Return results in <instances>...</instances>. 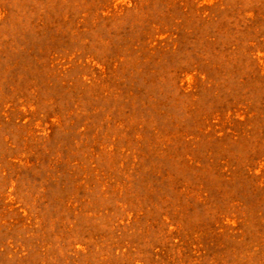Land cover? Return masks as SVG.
Instances as JSON below:
<instances>
[{"label":"rangeland","instance_id":"374dc122","mask_svg":"<svg viewBox=\"0 0 264 264\" xmlns=\"http://www.w3.org/2000/svg\"><path fill=\"white\" fill-rule=\"evenodd\" d=\"M0 264H264V0H0Z\"/></svg>","mask_w":264,"mask_h":264}]
</instances>
